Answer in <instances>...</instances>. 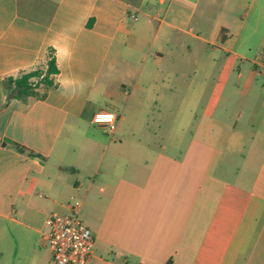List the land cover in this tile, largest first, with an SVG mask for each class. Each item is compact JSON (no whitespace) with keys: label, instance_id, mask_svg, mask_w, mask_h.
Segmentation results:
<instances>
[{"label":"crops","instance_id":"crops-1","mask_svg":"<svg viewBox=\"0 0 264 264\" xmlns=\"http://www.w3.org/2000/svg\"><path fill=\"white\" fill-rule=\"evenodd\" d=\"M75 205L87 264H264V0H0V264Z\"/></svg>","mask_w":264,"mask_h":264},{"label":"built area","instance_id":"built-area-1","mask_svg":"<svg viewBox=\"0 0 264 264\" xmlns=\"http://www.w3.org/2000/svg\"><path fill=\"white\" fill-rule=\"evenodd\" d=\"M135 18V16H133ZM108 117V119H102ZM93 123L102 124L110 133L116 129L117 115L100 112ZM81 205H75L67 214L50 213L43 234L52 259L49 264H87L93 256L94 237L80 217Z\"/></svg>","mask_w":264,"mask_h":264},{"label":"trees","instance_id":"trees-1","mask_svg":"<svg viewBox=\"0 0 264 264\" xmlns=\"http://www.w3.org/2000/svg\"><path fill=\"white\" fill-rule=\"evenodd\" d=\"M224 39V37H223ZM57 73L56 61L53 56L48 61L47 70L43 73L42 71L36 70L29 73H24L16 78H9L4 81V84H9L13 87L12 97L17 99H24L27 97L44 98L45 92L39 93L38 89L40 86L50 88L54 85L53 79L50 77ZM14 149L20 153H25L30 156H34L35 153L28 150L26 147L17 143L7 140Z\"/></svg>","mask_w":264,"mask_h":264},{"label":"rangeland","instance_id":"rangeland-1","mask_svg":"<svg viewBox=\"0 0 264 264\" xmlns=\"http://www.w3.org/2000/svg\"><path fill=\"white\" fill-rule=\"evenodd\" d=\"M134 60H133V62H132V68H134L135 70H138L139 69V65H137L135 62V60H136V56H134ZM122 68H123V66L121 65V62H120V64H119V70H122ZM110 84H113V86L112 87H110V91H112V92H114V91H116V88H115V85L117 86V90L118 91H120V86L118 85V83L116 82V80H112L111 82H110ZM126 97L125 96H122L121 97V100H120V103H121V105L122 106H124L125 105V103H126ZM105 104H103V106H104ZM156 115V114H155ZM154 129L156 130V126L154 125ZM191 130H193V129H191ZM159 146V145H158ZM172 149L171 148H168L167 149V151H171Z\"/></svg>","mask_w":264,"mask_h":264},{"label":"snow or ice","instance_id":"snow-or-ice-1","mask_svg":"<svg viewBox=\"0 0 264 264\" xmlns=\"http://www.w3.org/2000/svg\"><path fill=\"white\" fill-rule=\"evenodd\" d=\"M102 119H108V117H104V118H102Z\"/></svg>","mask_w":264,"mask_h":264}]
</instances>
